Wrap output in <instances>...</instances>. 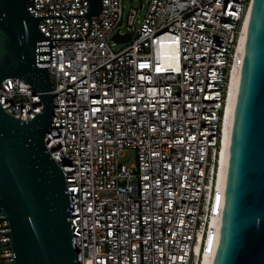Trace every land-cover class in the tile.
<instances>
[{"label":"built area","instance_id":"built-area-1","mask_svg":"<svg viewBox=\"0 0 264 264\" xmlns=\"http://www.w3.org/2000/svg\"><path fill=\"white\" fill-rule=\"evenodd\" d=\"M251 4L146 0L125 14L123 0H101L85 39L48 42L56 95L44 143L67 184L77 264L202 263ZM27 10L79 16L88 0H28ZM38 28L47 39H76L88 33V21L42 18ZM127 34L128 42L113 40ZM0 106L21 121L42 109L19 78L1 82ZM126 151L134 153L131 166L120 161ZM0 264H14L1 211Z\"/></svg>","mask_w":264,"mask_h":264},{"label":"water","instance_id":"water-1","mask_svg":"<svg viewBox=\"0 0 264 264\" xmlns=\"http://www.w3.org/2000/svg\"><path fill=\"white\" fill-rule=\"evenodd\" d=\"M27 1L0 0V84L6 78L25 81L42 109L21 121L0 106V211L8 220L14 264H77L67 184L44 143L56 95L51 93L48 42L85 39L101 0H88L84 15L42 17L28 12ZM59 17L86 18L88 33L47 39L39 20ZM113 40L128 42L130 35ZM212 264H264V0H252L248 17Z\"/></svg>","mask_w":264,"mask_h":264},{"label":"bare ground","instance_id":"bare-ground-1","mask_svg":"<svg viewBox=\"0 0 264 264\" xmlns=\"http://www.w3.org/2000/svg\"><path fill=\"white\" fill-rule=\"evenodd\" d=\"M250 13V11H249ZM248 17L242 28V33L238 43V49L236 54V59L233 67L232 78L230 82V89L228 94V101L224 112V124H223V136H222V147L218 163V176L217 184L214 196V204L211 214V219L208 227V232L206 234V240L203 248L202 263L201 264H212L215 250L217 247L221 215L223 209V197L226 181V171L229 160V147L230 139L232 133V119L235 109L237 87L239 83V77L243 61V51L245 44V35L247 31Z\"/></svg>","mask_w":264,"mask_h":264},{"label":"rangeland","instance_id":"rangeland-1","mask_svg":"<svg viewBox=\"0 0 264 264\" xmlns=\"http://www.w3.org/2000/svg\"><path fill=\"white\" fill-rule=\"evenodd\" d=\"M146 0H123V5L125 7L124 12L125 14L127 13V6L131 5L132 7H139L140 2L145 3ZM123 47H125V45L123 44H116L114 46L115 50H120ZM120 161L128 166H131L132 164H134L135 162V156L134 153L132 151H126L123 153V155L120 157Z\"/></svg>","mask_w":264,"mask_h":264}]
</instances>
